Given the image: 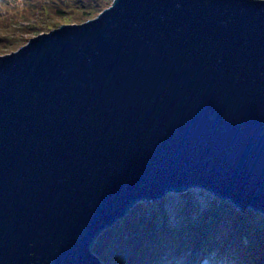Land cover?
Wrapping results in <instances>:
<instances>
[{"label": "water", "instance_id": "95a60500", "mask_svg": "<svg viewBox=\"0 0 264 264\" xmlns=\"http://www.w3.org/2000/svg\"><path fill=\"white\" fill-rule=\"evenodd\" d=\"M190 189L264 219V0H110L0 55V264H101Z\"/></svg>", "mask_w": 264, "mask_h": 264}, {"label": "trees", "instance_id": "16d2710c", "mask_svg": "<svg viewBox=\"0 0 264 264\" xmlns=\"http://www.w3.org/2000/svg\"><path fill=\"white\" fill-rule=\"evenodd\" d=\"M30 1V17L42 15L39 10L48 11L43 15L51 19L52 28L60 21L90 19L104 6L100 4L102 0ZM21 40L19 34L1 43L0 51L17 46ZM180 194L183 204L173 211V221L162 199L137 202L122 219L97 236L91 251L106 264H264V219L259 213L240 211L212 197L206 198L204 208L198 207L189 192Z\"/></svg>", "mask_w": 264, "mask_h": 264}, {"label": "rangeland", "instance_id": "374dc122", "mask_svg": "<svg viewBox=\"0 0 264 264\" xmlns=\"http://www.w3.org/2000/svg\"><path fill=\"white\" fill-rule=\"evenodd\" d=\"M92 1L93 0H90V2H92ZM100 1L101 0H99L98 3ZM109 2H110V0H102L100 2V4L104 5L103 7H105L108 5ZM31 5H32V1H30V0H0V20L7 19V20H5L6 23L0 22V24H2V25H0V44L1 43L4 44L5 42L13 39L14 37L18 36L19 34L22 37V40L18 43L17 46H13L10 48H2L0 51V55H3L5 53H9V52L17 49L18 47H20L21 45L26 43L28 41V38H32V37H34L40 33H47L49 30L54 29L49 25V23L51 22V19L50 18L47 19L43 15L44 12L49 13L48 11L39 10V12H41L40 14H42V15L30 17L29 12L31 11V8H32ZM77 5H79V4H77ZM95 8L96 9L98 8V4ZM82 9L84 12H88L86 7H82ZM62 14H64V13H62ZM64 16H66V15H64ZM91 16L93 17V14ZM66 17H68V19L73 20L72 16H66ZM66 17L62 16L60 18L64 19ZM40 19H42V21H38ZM8 20L14 21L15 23H10L11 21H8ZM43 21L45 23H48V24H45V26H43L44 25V24H42ZM78 23H80V22H76V21L62 22V21H60V22L54 23L52 26L56 28V26L58 27L61 24H78ZM50 24H52V23H50ZM32 25H34L33 28L27 29L28 27H31ZM187 192H189V194L193 197L194 204H195V206L198 205V207L202 206L204 208L205 205L207 204L206 198H211L208 194H206L202 191H199V190L190 189V190H187ZM180 193H182V192H180ZM180 193L169 192V193H166L163 196V198H161L163 201V205L165 207L166 213H167V215H169L170 219H171V217H173V214H172L173 211L182 207V204H183L182 201L183 200H182V196ZM139 202H143V201H139ZM144 202H152V201H144ZM171 220L173 221V219H171ZM104 259H105V257H104ZM100 262H101V264H106V261L102 262L100 260ZM223 263L225 264V262H223Z\"/></svg>", "mask_w": 264, "mask_h": 264}, {"label": "bare ground", "instance_id": "6f19581e", "mask_svg": "<svg viewBox=\"0 0 264 264\" xmlns=\"http://www.w3.org/2000/svg\"><path fill=\"white\" fill-rule=\"evenodd\" d=\"M90 19H91V18H90ZM87 20H88V19H87ZM56 28H58V27H56ZM56 28H54V29H56ZM47 33H48V32H47ZM40 34H41V33H40ZM24 44H25V43H24ZM24 44H23V45H24ZM21 46H22V45H21Z\"/></svg>", "mask_w": 264, "mask_h": 264}]
</instances>
